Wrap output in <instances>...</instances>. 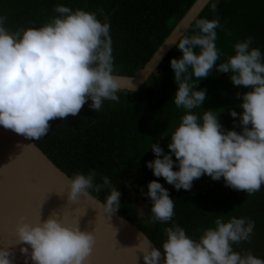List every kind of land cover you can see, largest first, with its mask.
Masks as SVG:
<instances>
[{"label":"clouds","instance_id":"clouds-1","mask_svg":"<svg viewBox=\"0 0 264 264\" xmlns=\"http://www.w3.org/2000/svg\"><path fill=\"white\" fill-rule=\"evenodd\" d=\"M210 6L215 10V3ZM58 15L39 27H22L12 32L0 16V126L33 140L44 136L49 121L77 115L81 107L95 111L105 100L117 101L120 91L113 74L110 25L96 14L57 4ZM191 35L180 34L171 43L180 55L169 58L175 91L173 103L183 115L167 134L165 152L150 144L153 159L145 161L153 176L162 177L174 189L189 190L201 175L223 178L227 187L252 194L264 184V54L252 47V37L233 44V54L220 59L215 46L218 18H197ZM215 67L229 74L234 86L247 89L236 93L240 130L225 129L218 112L201 109L206 99L203 89L194 85ZM194 78V82H192ZM196 109H201L197 112ZM173 157L175 159H173ZM175 166V167H174ZM103 186L109 185L107 177ZM94 173H77L66 181L67 199L88 196ZM151 222H168L173 216V199L158 180L146 184ZM120 192L111 188L101 205L104 213L115 212ZM254 222L245 217L217 216L214 227L201 231L197 239L173 224L165 229L160 248L140 249L144 264H264L250 251L237 252L233 244L249 240ZM16 242L27 244L33 264H85L93 243L91 232L75 224L62 223L55 212L36 222L21 221L15 226ZM142 235V233H140ZM0 264H11L8 249L0 248Z\"/></svg>","mask_w":264,"mask_h":264},{"label":"trees","instance_id":"trees-1","mask_svg":"<svg viewBox=\"0 0 264 264\" xmlns=\"http://www.w3.org/2000/svg\"><path fill=\"white\" fill-rule=\"evenodd\" d=\"M194 0H0V16L4 27L16 31L22 27H39L56 15L54 6H68L96 14L110 25L113 73L132 75L149 59ZM197 18H218L215 46L220 59L233 54V44L252 37V47L264 54V0H211ZM196 18V19H197ZM194 22L184 34L191 35ZM180 53L173 46L142 87L135 92L120 90L118 100H105L99 111L88 107L87 101L78 114L63 120L49 121L48 132L32 140L52 162L69 177L77 173H94L98 191L89 193L104 202L111 188L120 192V205L116 212L143 230L157 248L165 239V229L173 224L183 228L188 236L197 239L201 231L214 227V220L222 216L245 217L254 222L249 240L233 244L237 252L250 251L264 259V184L252 194L227 187L223 178L213 180L207 175L192 181L189 190L174 189L162 177L153 176L145 161L153 159L150 144L157 143L165 152L170 131L184 110L173 103L175 91L169 58ZM194 82V78L192 80ZM203 89L206 99L201 109L219 111L218 120L225 129L240 130L238 117L229 115L228 109L241 111L236 93L247 91L234 86L229 74H209L194 85ZM201 109H196L199 112ZM173 159H175L173 157ZM175 167V166H174ZM107 177L108 186H103ZM158 180L173 199V216L168 222H151V212L140 214L130 201L131 189L146 203V184Z\"/></svg>","mask_w":264,"mask_h":264},{"label":"water","instance_id":"water-1","mask_svg":"<svg viewBox=\"0 0 264 264\" xmlns=\"http://www.w3.org/2000/svg\"><path fill=\"white\" fill-rule=\"evenodd\" d=\"M209 0H194L172 27L145 64L132 75L113 73L120 90L135 92L144 85L163 58L173 48L171 43L184 34ZM69 176L28 137L0 126V248L9 252L11 264H33L28 248L16 242L15 226L21 221L36 222L55 212L65 224H75L91 232L93 243L85 264H144L140 249L156 247L143 230L116 211L104 213L103 202L89 193L69 201L66 181ZM130 201L140 210L146 203L129 189ZM142 233V235H140ZM157 248V247H156Z\"/></svg>","mask_w":264,"mask_h":264},{"label":"rangeland","instance_id":"rangeland-1","mask_svg":"<svg viewBox=\"0 0 264 264\" xmlns=\"http://www.w3.org/2000/svg\"><path fill=\"white\" fill-rule=\"evenodd\" d=\"M140 214H146L147 212V209L146 208H143L141 207L140 210H138Z\"/></svg>","mask_w":264,"mask_h":264}]
</instances>
